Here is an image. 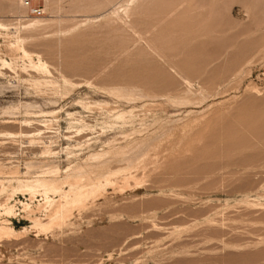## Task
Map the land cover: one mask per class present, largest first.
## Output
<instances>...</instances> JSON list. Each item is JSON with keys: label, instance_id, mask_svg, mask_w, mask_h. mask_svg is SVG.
<instances>
[{"label": "rangeland", "instance_id": "rangeland-1", "mask_svg": "<svg viewBox=\"0 0 264 264\" xmlns=\"http://www.w3.org/2000/svg\"><path fill=\"white\" fill-rule=\"evenodd\" d=\"M20 1L0 264H264V0Z\"/></svg>", "mask_w": 264, "mask_h": 264}, {"label": "built area", "instance_id": "built-area-1", "mask_svg": "<svg viewBox=\"0 0 264 264\" xmlns=\"http://www.w3.org/2000/svg\"><path fill=\"white\" fill-rule=\"evenodd\" d=\"M46 0H21L29 18H41L45 15Z\"/></svg>", "mask_w": 264, "mask_h": 264}, {"label": "bare ground", "instance_id": "bare-ground-1", "mask_svg": "<svg viewBox=\"0 0 264 264\" xmlns=\"http://www.w3.org/2000/svg\"><path fill=\"white\" fill-rule=\"evenodd\" d=\"M47 1L48 0H46V2H45V4L47 5ZM55 4V3H54ZM181 5V4H180ZM20 6H21V8H23V6H22V3H21V1H20ZM54 6V5H53ZM53 9H54V7H52ZM45 9H46V6H45ZM167 15V14H166ZM172 15V14H171ZM170 16V15H169ZM173 16V15H172ZM166 20V19H165ZM37 22V21H36ZM36 23H34V24H32V26H34Z\"/></svg>", "mask_w": 264, "mask_h": 264}]
</instances>
